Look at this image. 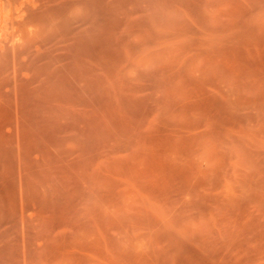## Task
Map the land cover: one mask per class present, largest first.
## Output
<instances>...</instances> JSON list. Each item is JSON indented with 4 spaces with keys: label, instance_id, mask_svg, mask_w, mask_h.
I'll return each instance as SVG.
<instances>
[{
    "label": "rangeland",
    "instance_id": "1",
    "mask_svg": "<svg viewBox=\"0 0 264 264\" xmlns=\"http://www.w3.org/2000/svg\"><path fill=\"white\" fill-rule=\"evenodd\" d=\"M0 8V264H264V0Z\"/></svg>",
    "mask_w": 264,
    "mask_h": 264
},
{
    "label": "bare ground",
    "instance_id": "2",
    "mask_svg": "<svg viewBox=\"0 0 264 264\" xmlns=\"http://www.w3.org/2000/svg\"><path fill=\"white\" fill-rule=\"evenodd\" d=\"M4 7V6H3ZM43 8V7H42ZM3 10H4V8H2ZM29 9V8H28ZM39 7H37V6H31L30 7V9H29V13H26L27 14V17L25 18V16H26V14L25 15H23L24 16V19H27L28 17L30 18L31 16H37V14H38V12H39ZM0 11H1V8H0ZM5 11V10H4ZM7 11V10H6ZM9 12H10V10H9ZM40 12H42V11H40ZM39 12V13H40ZM43 12H44V10H43ZM3 14H4V12H3ZM19 16V15H18ZM5 15L2 17V19L4 20L5 18ZM23 18V17H22ZM8 19V18H7ZM11 19V18H10ZM20 19V18H19ZM19 19H17V21L19 20ZM30 21L32 20V18L31 19H29ZM6 21V20H5ZM9 20H7V22H8ZM21 21V20H20ZM25 22H26V20H24ZM30 21H28L27 20V22H30ZM12 24H14V22H16V20L15 21H13V19H12ZM22 22V21H21ZM21 22L19 23V25H21ZM26 22V23H27ZM3 23H4V21H3ZM9 23V22H8ZM24 22H22V24H23ZM25 24V23H24ZM28 24V23H27ZM2 25V24H1ZM3 46H5V45H3ZM26 47H30V45H28V46H26ZM4 48V47H3ZM14 50V49H13ZM15 51V50H14ZM16 52V51H15ZM15 52H14V55H16L15 54ZM15 57V56H14Z\"/></svg>",
    "mask_w": 264,
    "mask_h": 264
}]
</instances>
